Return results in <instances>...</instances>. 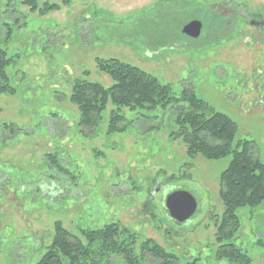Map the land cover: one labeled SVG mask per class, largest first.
Here are the masks:
<instances>
[{
  "label": "rangeland",
  "instance_id": "rangeland-1",
  "mask_svg": "<svg viewBox=\"0 0 264 264\" xmlns=\"http://www.w3.org/2000/svg\"><path fill=\"white\" fill-rule=\"evenodd\" d=\"M25 1L0 0V49L10 60L13 90L0 94V264H35L55 222L75 236L117 224L133 234L137 250L152 240L174 253L176 264H218L212 217L223 210L219 177L231 156L187 159L180 140L169 136L184 104L124 110L125 131L110 136L111 106L96 134L78 127L70 83L82 78L108 88L112 81L96 60L117 59L155 77L174 97L192 90L236 124L232 147L253 141L264 165V92L240 87L253 66L264 71V46L237 37L204 42L219 32L205 31L197 41L180 35L183 21L203 19L204 5L219 0H175L182 10L169 0H35L34 9ZM51 154L65 171L48 160ZM174 191L190 194L197 210L183 225L167 227L165 199ZM237 215L234 243L252 264H264L257 244L264 242V201ZM144 264L157 261L146 257Z\"/></svg>",
  "mask_w": 264,
  "mask_h": 264
},
{
  "label": "trees",
  "instance_id": "trees-1",
  "mask_svg": "<svg viewBox=\"0 0 264 264\" xmlns=\"http://www.w3.org/2000/svg\"><path fill=\"white\" fill-rule=\"evenodd\" d=\"M24 3L35 8V0ZM169 4L170 8L184 9L174 5L175 0H169ZM54 9H57L56 5L46 8ZM181 16L187 18L188 15L183 12ZM9 65L6 52L0 49V94L13 93L8 87L6 74ZM96 68L112 81L108 88L82 78H75L70 83L68 100L79 116L78 127L96 134L102 113L111 106L106 130V135L110 136L125 131L124 110L130 113L137 109L150 112L160 108L164 111L184 104L185 108L172 121L174 130L169 136L180 140L187 159L219 160L231 156L219 177L223 210L220 215L212 217L215 260L218 264H252L251 258L234 240L240 227L237 211L255 209L264 201V165L257 158L256 144L237 140L232 147L237 136L236 124L225 114L210 109L192 90H185L180 97H174L170 88L155 77L117 59H97ZM48 160L55 161L57 170L65 171L54 155H49ZM135 244L133 234L117 224L82 230L80 236H75L60 222H55L51 242L35 264H144L146 257L157 261V264H176L174 253L163 250L152 240L143 242L139 250ZM257 244L264 247L263 241ZM199 263L198 259L189 262Z\"/></svg>",
  "mask_w": 264,
  "mask_h": 264
},
{
  "label": "flooded vegetation",
  "instance_id": "flooded-vegetation-1",
  "mask_svg": "<svg viewBox=\"0 0 264 264\" xmlns=\"http://www.w3.org/2000/svg\"><path fill=\"white\" fill-rule=\"evenodd\" d=\"M254 1L253 4H250L249 0H219L214 3L210 2L204 5L203 19L189 18L185 21L186 23L184 22L180 26L181 30L189 22L199 21L202 26L201 34L193 41L199 40L203 34L205 37V31H207L213 33L214 36L217 35L216 32H219L221 35L219 38L215 37L211 40H205L204 42L207 43L217 41L218 39L221 42H230L233 38L237 37L236 43H249V47H256L258 44L264 46V1L257 2V4ZM252 6L254 8H251ZM204 25L208 27L206 30H204ZM181 30L179 32L180 35L189 38L181 34ZM232 32H235L236 35L228 37ZM259 72H261L262 76L257 73L256 67L253 66L249 75H241L242 81H240V87L247 90L248 86H250L252 91L261 90L264 92V71L261 70ZM165 223L164 225L167 227L169 225L179 227L184 224L176 223L169 216L168 221Z\"/></svg>",
  "mask_w": 264,
  "mask_h": 264
},
{
  "label": "water",
  "instance_id": "water-1",
  "mask_svg": "<svg viewBox=\"0 0 264 264\" xmlns=\"http://www.w3.org/2000/svg\"><path fill=\"white\" fill-rule=\"evenodd\" d=\"M201 27L199 21H191L182 28L181 34L197 39L201 34ZM165 210L172 220L183 224L195 215L197 203L190 194L174 191L168 194L165 199Z\"/></svg>",
  "mask_w": 264,
  "mask_h": 264
}]
</instances>
